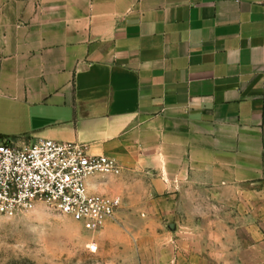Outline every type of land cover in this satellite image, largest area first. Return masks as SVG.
I'll return each mask as SVG.
<instances>
[{"label": "crops", "instance_id": "1", "mask_svg": "<svg viewBox=\"0 0 264 264\" xmlns=\"http://www.w3.org/2000/svg\"><path fill=\"white\" fill-rule=\"evenodd\" d=\"M0 128L116 160L146 264H264V0H0Z\"/></svg>", "mask_w": 264, "mask_h": 264}, {"label": "built area", "instance_id": "2", "mask_svg": "<svg viewBox=\"0 0 264 264\" xmlns=\"http://www.w3.org/2000/svg\"><path fill=\"white\" fill-rule=\"evenodd\" d=\"M122 168L107 156H92L89 146L38 140L27 147L0 143V214L33 210L47 204L90 232L116 223L119 197L92 193L88 180L119 176Z\"/></svg>", "mask_w": 264, "mask_h": 264}, {"label": "rangeland", "instance_id": "3", "mask_svg": "<svg viewBox=\"0 0 264 264\" xmlns=\"http://www.w3.org/2000/svg\"><path fill=\"white\" fill-rule=\"evenodd\" d=\"M108 229L90 232L44 203L0 214V264H146L145 254L156 249V244L119 242L120 234Z\"/></svg>", "mask_w": 264, "mask_h": 264}]
</instances>
